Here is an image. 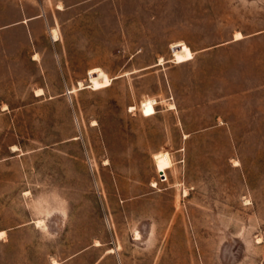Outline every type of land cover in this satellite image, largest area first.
Listing matches in <instances>:
<instances>
[{"label": "rangeland", "instance_id": "obj_1", "mask_svg": "<svg viewBox=\"0 0 264 264\" xmlns=\"http://www.w3.org/2000/svg\"><path fill=\"white\" fill-rule=\"evenodd\" d=\"M0 264H264V0H0Z\"/></svg>", "mask_w": 264, "mask_h": 264}, {"label": "built area", "instance_id": "obj_2", "mask_svg": "<svg viewBox=\"0 0 264 264\" xmlns=\"http://www.w3.org/2000/svg\"><path fill=\"white\" fill-rule=\"evenodd\" d=\"M164 177H166V175H165V173H164V175H163Z\"/></svg>", "mask_w": 264, "mask_h": 264}, {"label": "bare ground", "instance_id": "obj_3", "mask_svg": "<svg viewBox=\"0 0 264 264\" xmlns=\"http://www.w3.org/2000/svg\"><path fill=\"white\" fill-rule=\"evenodd\" d=\"M55 36H57V33H55Z\"/></svg>", "mask_w": 264, "mask_h": 264}]
</instances>
